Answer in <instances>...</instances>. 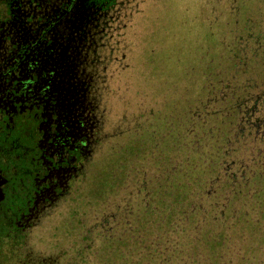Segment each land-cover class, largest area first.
Masks as SVG:
<instances>
[{"label":"flooded vegetation","instance_id":"1","mask_svg":"<svg viewBox=\"0 0 264 264\" xmlns=\"http://www.w3.org/2000/svg\"><path fill=\"white\" fill-rule=\"evenodd\" d=\"M150 3L0 0V264H264V12L178 184Z\"/></svg>","mask_w":264,"mask_h":264},{"label":"rangeland","instance_id":"2","mask_svg":"<svg viewBox=\"0 0 264 264\" xmlns=\"http://www.w3.org/2000/svg\"><path fill=\"white\" fill-rule=\"evenodd\" d=\"M263 12V0H151L148 6L145 34L147 41L157 43L149 49L151 59L160 65L157 75L162 82L161 95L165 96L163 109L176 103L173 136L176 134L178 144L174 164L178 184L190 165L191 178L204 180L205 142L213 137L205 140L201 123L205 95L217 88V71L236 57L239 39ZM187 142L191 146H182ZM197 154H203L199 161ZM209 156L210 152L207 159ZM196 189L198 186L193 191Z\"/></svg>","mask_w":264,"mask_h":264}]
</instances>
